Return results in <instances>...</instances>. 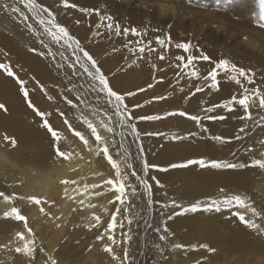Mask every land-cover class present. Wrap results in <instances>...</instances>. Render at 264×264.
Here are the masks:
<instances>
[{"label": "bare ground", "instance_id": "obj_1", "mask_svg": "<svg viewBox=\"0 0 264 264\" xmlns=\"http://www.w3.org/2000/svg\"><path fill=\"white\" fill-rule=\"evenodd\" d=\"M74 14L76 13L74 12ZM76 18H64L65 24L77 28L78 21ZM16 24L18 23L13 25L11 21L9 23L10 29L13 30V37L24 35V30L16 27ZM13 37L0 34V42L3 43L0 47V64H8L15 73V77L25 81L32 104L40 111L49 114L47 119L54 130L60 133V148L66 155L65 157H57L54 154L51 134L41 127L43 120L36 116L33 109L28 107V101L21 93L17 80L0 69V105H4V108H0V192L9 197H14V199L5 201L3 196H0V232L17 221L13 216H6L5 214L10 213L12 207L18 209L19 204L16 201L21 199L20 207L27 205L24 211L20 212L29 222L27 225L29 226L35 221L38 227L45 226L46 237L48 238L45 240L39 232H32L36 237L37 245L42 247L44 252L41 253L38 247L36 253L30 257L29 264H33V261L35 264H45L48 255L56 259L57 264H71L72 256L69 248L75 245V225H78L77 229L79 230L80 218L86 216L94 207L80 206L76 201L68 200L64 195V189L68 188L69 194L76 195L72 189L78 188L80 194L76 196V199L84 200L85 205L89 203L96 205V202L106 199L109 195L103 193L95 198L91 187L93 183L87 176L85 156L93 152H89L83 142L74 135L75 131L83 133L86 129V125L81 119L84 116L80 118L77 106L73 107L76 105L75 97L70 93L56 90L51 84L55 77L44 56L17 51V40ZM4 52L11 55V62H5L4 58L1 57ZM120 74H124V72ZM120 74H114V80L118 78L116 82L120 79L119 77H122ZM41 85L44 91H41ZM197 94L182 93L180 95L173 93L172 102L180 103L188 113L196 112V110L190 111V108L195 109L192 107L201 99L202 93L201 95ZM222 94L219 93L220 96H223ZM49 95L53 99L50 100ZM68 99L72 100L73 105L67 103ZM220 99L216 101H220ZM208 101L205 100L204 102L210 104ZM199 103L200 107H203L202 99ZM255 103L257 107L251 109L254 121L258 120L261 114H264V110H260L258 107V100ZM221 111L216 109L214 112L219 114ZM86 113L90 116L89 112L86 111ZM231 113L234 114H232L233 117L243 115L242 109ZM231 113H229L230 116ZM182 118L175 129L168 130L160 137L162 144L155 151L156 154L154 153L156 164L167 167L170 163H185L190 158H194L205 159L206 161L221 160L244 163L246 166L237 169H202L198 165H189L185 168H169L167 172L157 171L158 173L155 175L164 186L162 190L158 191L157 200L161 203L174 200L180 205L188 206L196 201L207 202L209 199H222L227 196L239 195L247 204L256 209L258 215L254 216L248 209L237 208L236 206L222 209L221 213L215 211L189 212L183 216H174L171 221L166 219L167 215L171 214L170 211L165 214L162 221L158 213L156 214V227L163 224L169 229L171 235L166 241L158 239L156 242L159 248H156L155 257L159 258L155 264H264V169L248 166L254 159H264V125H254V121H248L245 132L240 133L239 129L244 126L245 121L226 117L223 121L225 128L216 129L214 132L211 129V132L206 131V135L205 132L201 131V127L195 123V126H191L190 133H196V135L185 133L180 137H187V139H174L172 137L177 135V131L185 120L184 117ZM65 119L69 121L71 128L64 123ZM87 119L89 118L87 117ZM217 135L230 142L222 144L209 138ZM237 135L243 138L236 140ZM5 136L9 139L5 140ZM12 140L15 141V144L11 143ZM205 143H211V145L206 148ZM67 179L76 180L77 183L75 185L61 183ZM86 185L88 186L87 192H85ZM221 189L224 191L221 192ZM19 192L20 195H18ZM28 197H36L41 200V203L30 202ZM73 208H76L77 211L73 212ZM175 211H180V209ZM234 211H239L246 220H252L258 224L259 229H249L246 225L241 224L237 217L232 216ZM57 217L59 218L57 219ZM117 219L120 220L118 214ZM149 219L150 214L146 213L136 222L139 223L136 224L137 229L143 235L142 242L147 237L145 229L150 223ZM57 225L60 226L57 227ZM106 228L101 226L99 235ZM116 229L112 230L113 237L120 240V244L124 247L123 239H120L121 236L118 235ZM125 231H128L127 227H125ZM22 233L27 236V229L24 228ZM162 234L165 233L161 227L158 235ZM103 239L107 240V236L105 235ZM176 243H180L184 247L174 249L173 245ZM201 244H206L208 248L215 251H211L212 254H207L206 251L204 252L206 248L199 247ZM108 245L112 249L116 246L112 245L110 241H108ZM19 246H21L20 242ZM97 246L101 247L103 251L94 253L88 264L111 262L108 254L105 257V253H107L104 251L105 246L90 243L88 249ZM18 254L22 256L23 253ZM205 255L209 257L208 260ZM200 256L201 258H198ZM202 257L206 260L201 261ZM164 258L167 259L164 260ZM0 263H3L1 250Z\"/></svg>", "mask_w": 264, "mask_h": 264}, {"label": "rangeland", "instance_id": "obj_2", "mask_svg": "<svg viewBox=\"0 0 264 264\" xmlns=\"http://www.w3.org/2000/svg\"><path fill=\"white\" fill-rule=\"evenodd\" d=\"M4 2L5 0H0V34L13 37V30L10 29L9 23L11 21L14 25V23L17 22L18 24L15 26L22 28L25 34L19 37H13L17 40L16 50L19 52H30L36 55H43L48 62L50 71L55 77L54 82H51V84L56 90L60 92L63 91V93H70L75 97V104L80 113V115H78L80 118L82 116L88 117L94 124H97L99 118L94 117L92 114V108L97 105L96 97L90 92L85 95L88 87L87 79L85 77L73 76L72 70L68 67V61L62 59L60 56V53L63 52L64 56L67 57L68 60H71L73 58L71 50H66L51 41V38L43 32V27L38 23L39 18L33 19L32 14L27 12V9L19 3V0H6V2L8 4L15 3L17 7H20L21 10L25 12L29 17L28 23L33 25L32 31H29L24 24L20 22L16 14H12L3 8ZM36 2L42 7L48 8L55 16L56 22L60 26L65 27L69 33L80 42L81 46L89 51L93 58L97 60L102 71L110 79V86L113 87L114 90L121 94L127 91L136 92L134 97L128 98L130 106L135 103L143 105L142 108L135 110L136 115H159L161 117L160 120L156 121H141L138 125L142 133L153 132L161 134L142 137L146 159L149 163L156 164L154 153L156 154L155 151L162 144L160 137L168 130L175 129L177 123L183 119L179 115H165L168 112L186 113V115L183 116L185 120L177 131L178 133L176 136L179 137L183 136L185 133H190L191 126H195V122L189 121L188 119V116L191 115H200L203 127L207 128L209 132H211V129H213L212 132H214L216 129L225 128V123H223L225 120L204 119L206 113L203 111L197 112V110L205 107L207 108L206 105L210 107L217 103L220 104V101L222 103V100L224 102V99L226 101L228 97L231 99L233 95H236L239 98L242 94L240 86L236 85L234 81L225 78L223 73L218 75L219 90H211L208 87L210 81L207 83L204 81L203 76L206 75L211 68L215 67V64L218 63L220 59H225L229 64H235L245 71L251 70L254 74L253 83L248 84L247 81L243 80L242 82L245 87L249 89L259 88L261 93L264 94V19H262V17H264V0H174L178 9V14L175 17H168L167 19H160L158 17L156 5H153L150 12H145L138 8L137 5L139 0H130V2L129 0H67L68 4L75 5V7L69 8L72 11L65 8L62 0H36ZM81 8L92 9L91 14L80 11ZM73 11L76 14H74ZM97 12H99V15H97ZM41 15L45 19L48 18L47 13H41ZM100 16H111L113 19L112 21H108L107 19L101 21ZM64 18H76L78 21L77 28H72L68 24H65ZM110 22L113 24L111 31L107 28ZM117 23L121 26L122 31L124 28L131 29L132 27H136L142 35L137 37L129 32L127 37L123 34L117 36L115 33V24ZM97 24L101 25L99 29L96 27ZM169 25H171V27H169ZM154 29L156 31H154ZM96 33L99 34L96 35ZM157 37L164 39L166 43H168L170 39L171 43H168V47L165 49L156 43ZM42 41L43 43H41ZM129 41H131L129 47L136 49V51L129 52L128 49L124 47ZM137 41H142V44H138ZM177 43H188L190 45L189 51L185 52L183 49H177L175 47ZM2 44L3 43L0 42V47ZM44 45L48 46L45 47ZM144 45L154 48L155 51L150 53L146 47L145 52L141 54L138 48ZM32 49H35V51H32ZM49 52H51L52 55H49ZM201 54L207 55L210 59L205 61L202 58H198L193 61L192 66L186 69L177 67L180 63L175 59L177 55H183L185 57L184 64H187V57L189 55L200 57ZM161 55L165 57L164 60H160ZM1 57L4 58L5 62L12 61L11 55L8 52L2 53ZM134 60L136 63H133ZM153 64L156 65V68L152 67ZM57 65H61V67H57ZM160 69L164 70L160 71ZM191 71H196L197 75L195 77L187 75V73ZM121 72H124V74H120ZM115 73H119L120 76H122L119 77L120 79L117 82L116 80L118 78L114 80ZM177 73H182V75L178 76ZM15 76L14 73L12 77L15 80L19 79ZM149 83L153 84L151 89L147 88ZM197 87L203 88V91L197 92ZM140 88H144L145 91L140 92ZM173 93H179L180 95L182 93H188V95L189 93H198L197 95H201L202 93L200 98L204 105L200 107V99L195 103V106L192 107L195 109L190 108V111L196 110V112H190L188 109L190 112L188 113L183 109L180 103L172 102ZM219 93L220 95L223 93L222 95L225 97L220 96ZM225 93L226 95H224ZM77 96H83L88 106L84 103H80L76 99ZM161 96L164 97V99L156 98ZM217 98L223 99L216 101L218 100ZM204 99L207 101L209 100L208 103L210 104L204 102ZM223 110L224 109H220L221 113L219 114H224L226 117L234 119L232 116L233 113H231V117L225 110L223 113ZM86 111L90 113V116ZM212 114L214 116L219 115L215 112ZM212 114L209 113L207 115ZM99 131L102 136L110 137V134L102 128L99 129ZM116 139L119 140V137L117 136ZM125 143L126 147L130 146V152L134 153L135 142L130 136L127 137ZM205 145L207 148L211 143H205ZM112 154L114 158L118 159L115 155V149H112ZM85 161L89 180H91L93 184L98 185L97 188H93L95 198L103 193H107L109 196L106 199L96 202L93 210L86 216L80 218L81 224L79 230L77 229L78 225H75V245L69 248V252L72 256L71 264H88L94 253L103 251L99 246L88 249V244L94 243L100 246L108 245L107 240L96 239V236L99 235V228L101 226L92 228L88 227V225L95 223V221L92 220V215L95 214L100 217L101 225L107 227V224L111 222V214L116 211V207L119 205V201H115L114 199V189L109 191L108 189H110L111 186H105L103 184V181L111 178L109 175L110 166L107 165L106 160H103L102 157H97L93 152L85 156ZM111 171L114 175V170ZM157 173L156 170L151 171V175ZM150 183L153 185V198L157 200V193L159 190H162V188H158L154 181H150ZM161 184L163 185L162 182ZM14 192L16 191L14 190ZM97 193H99V195H97ZM18 195H20V192ZM109 201L112 202L109 203ZM16 202L19 204V212L24 211L27 207V205L25 207H20L21 199ZM143 205V201L136 202V206L140 209V217L142 218L146 213L150 214L149 224L153 227L145 229L147 237L146 240L142 242L143 235L136 227V224L139 223H136L137 221L133 223L132 231L134 234V242L132 244L131 256L134 264H155L159 258L155 257V252L156 242L160 235L153 229L156 227V214L159 213L157 211L158 206L155 205L151 211H148ZM118 215L121 219L122 213H118ZM26 222L27 224L29 223L28 221ZM28 227L31 228L32 232H39L41 237L45 240L48 239L46 237L47 233L45 226L38 227L36 222L33 221ZM24 228L25 221H16L0 232V250L3 255V263L0 264H29L31 256H26L25 254L20 256L15 251L19 245L17 233H22ZM116 231L118 235L121 236L120 239H123L122 232L125 231V228L120 229L117 227ZM123 249L124 247L118 244L111 254L108 252L105 253V257L108 254L111 258V262H105L104 264H119L118 261L112 259V256L117 255L123 259ZM205 251L207 254L211 253L207 252V248L204 249V252ZM198 258H201V256ZM160 259H162L161 256ZM166 259L167 258H164V260ZM208 259L209 257H207V260ZM205 260L206 259L202 257L201 261Z\"/></svg>", "mask_w": 264, "mask_h": 264}, {"label": "snow or ice", "instance_id": "obj_3", "mask_svg": "<svg viewBox=\"0 0 264 264\" xmlns=\"http://www.w3.org/2000/svg\"><path fill=\"white\" fill-rule=\"evenodd\" d=\"M65 8L75 7L74 4H68L67 0H62ZM19 3L23 5L27 12L32 14V18L38 19V23L43 27V32L51 38L55 44L60 45L62 48L66 50H71L73 54V58L68 60L67 57L64 56V53L61 52L60 56L62 59L68 61V67L72 70V75L76 77H85L88 81V87L86 89L85 95L88 92L95 95L97 100V105L92 108V114L94 117H98V123L94 124L92 120L82 117L83 124L86 125V129L82 133L81 131H75L74 135L78 137L83 145L88 148L89 152H94L97 157H102L103 160H106L107 165L110 166L109 175L111 178L103 181L105 186H111L109 191L114 189V199L115 201H119V205L116 207V211L111 214V222L107 224V228L103 233L96 236L97 240H102L104 236H107V240L111 242L112 245H118L121 243L120 240L114 239L112 230L115 228L124 229L128 228V231L122 232L123 237V259L120 256L113 255L112 259L118 261L119 264H134L131 256L132 244L134 242V234L131 226L135 221L140 219L141 213L140 209L136 206V202L143 201L144 207L151 211L155 205H158L157 211L159 212V218L162 221L165 217V214L169 211L171 214H168L166 219L167 221L173 220V217L183 216L186 213H199V212H213L221 213L222 209H229L233 206L237 208H246L250 211L254 216L258 215L255 208H252L249 204L245 202L244 199L239 195L227 196L222 199H209L207 202L196 201L188 206H183L176 203L174 200L161 203L159 200H154V190L153 185L150 181H154L155 185L158 188H163L164 186L157 179L155 175H151L152 170H156L159 172H167L169 168L177 169V168H185L189 165H198L200 168H212V169H237L244 168L246 165L244 163H233L226 162L221 160H211L206 161L205 159H189L185 163H170L167 167H161L157 164L149 163L146 159L145 149L143 147L142 137L143 136H153V135H161L160 133L153 132H141L139 130V122L141 121H156L160 120L161 117L159 115H136L135 110L138 108H142L143 105L139 103L132 104L131 106L128 103V98L134 97L136 92L127 91L126 93H118L113 87L110 86V79L108 76L102 71L96 59L89 53V51L85 50L84 47L81 46L80 42L74 38L69 31L60 26L56 22V18L48 8L42 7L36 0H19ZM3 8L9 11L12 14H16L20 22L24 24V26L29 30H33V25L28 23L29 17L25 14L24 11L21 10L20 7H17L15 3L8 4L5 0L3 4ZM80 11L91 14L92 9L89 8H81ZM41 13H47V19H45ZM99 15V12H97ZM15 18V17H14ZM101 21L107 19L108 21H112L111 16H100ZM264 19V17H262ZM96 27L99 29L101 27L100 24H97ZM171 27V25H169ZM109 31L112 30L113 24L110 22L107 25ZM146 31V30H145ZM154 31H156L154 29ZM129 32L133 36H141L142 33L136 28L132 27L124 28L121 30V26L117 23L115 24V33L117 36L123 34L125 37L129 35ZM99 33H96L98 35ZM43 43V41L41 42ZM125 44L124 47L128 49L129 52H134L136 49L130 48L129 44ZM138 44H142V41H137ZM150 43V42H149ZM156 43L161 45L163 48L168 47V43H171L169 39L168 43L165 42L164 39L157 37ZM47 47L48 45H44ZM148 48V51L154 52L155 49L149 47L148 45H144L138 48V51L143 54L145 52V48ZM177 49H183L185 52L189 51L190 45L188 43H177L175 45ZM35 51V49H32ZM49 55H52L49 52ZM202 58L205 61H208L210 58L207 55H202L200 57H196L193 55H189L187 57V64H184L185 57L183 55H177L175 59L180 63L177 67L182 69H186L189 66L193 65V61ZM165 57L163 55L160 56V60H164ZM133 63H136L134 60ZM171 66V65H169ZM57 67H61V65H57ZM153 68H156V65H152ZM0 69H3L8 76H14L12 69L8 64H0ZM164 69H160L163 71ZM223 73V76L230 81H234L236 85H239L242 89V94L238 98L236 95H233L231 99L226 100L220 104H215L213 106L202 108L201 111L206 113L204 119L208 120H218L223 121L226 119V115H207L209 113H213L216 109H224L226 113H231L234 111H240L242 109L243 115L239 117H234V119H239L241 121H245L243 127L239 129L240 133L245 132V128L248 127V121H254V117L251 109L257 107L255 101L258 100V107L260 110H264V94L261 93L259 88L249 89L245 87L243 81H247L248 84L253 83L254 74L249 71H245L243 68L237 67L235 64H229V62L225 59H220L218 63L215 64V67L211 68L210 71L207 72L206 75L203 76L204 81L208 84V87L211 90H219L218 89V75ZM178 76L182 75V73H177ZM187 75L195 77L197 75L196 71L188 72ZM17 82L20 85V91L23 93L25 100L28 101V107L33 109L36 116L40 117L43 120L41 125L48 133L51 134L52 139V147L54 149V154L57 157H65V152H63L60 148L61 135L58 131L54 130L53 126L50 124L47 119V115L45 112L37 109L29 99V92L26 88L25 81L17 79ZM153 84L149 83L147 85L148 89H151ZM41 91H44L43 86L41 85ZM140 92H144V88L139 89ZM197 92L203 91V88L197 87ZM47 94V93H45ZM51 100L52 96H48ZM157 99H164V97H156ZM76 99L80 103H84L86 106L87 101L83 96H77ZM69 105H73L71 99L67 100ZM149 103V102H146ZM203 103V102H202ZM76 105H73L75 107ZM0 108H4V105H0ZM63 115V113H61ZM165 115L167 116H175L179 115L181 117L185 116V112H168ZM188 119L194 121L197 125L201 127L202 132L208 131L207 128H204L201 123L200 115H191L188 116ZM65 124H69L67 119L64 120ZM255 124L264 125V114L259 116L258 120L254 121ZM103 129L107 133L110 134V137H105L100 134L99 129ZM119 130V131H118ZM189 135H196V133H189ZM119 137V140L116 137ZM130 136L132 140L135 142V150L134 153L130 152V146L126 147V139ZM94 138V139H91ZM174 139L182 140L187 139V137H172ZM211 140L217 141L219 143H229V140H226L221 136H210ZM243 137L237 135L235 137L236 140H241ZM5 140L9 138L7 136L4 137ZM91 139V142H90ZM12 144H15V141H11ZM112 149H115V155L118 157L114 158L112 154ZM134 157V158H133ZM249 167H259L264 169V159H254L251 161ZM114 170V175L112 171ZM62 184L65 185H75L77 183L76 180L67 179L61 181ZM92 188H97L98 185L93 184ZM88 186H85V192H87ZM221 192L224 190L221 189ZM72 192L76 195L69 194V189H64V195L70 201H76V203L80 206L92 208L95 205L89 203L85 205L84 200H77L76 196L80 194V190L78 188H73ZM99 195V193H97ZM0 196H3L5 201L10 199H14V197H9L5 195L3 192H0ZM30 202H34L35 204H40L41 200L36 197H28ZM112 201H109L111 203ZM176 209H180V211H175ZM43 212V209H41ZM73 212H76L77 209L73 208ZM122 213V218L118 221L117 214ZM7 215H11L17 221H25V228L28 231V235L25 236L23 233H17V238L21 244V246L17 247L15 251L17 253H23L26 256H33L36 253L37 248L39 247L36 242V237L32 233L30 227H28L26 222V217L20 214L19 210L16 207H12L10 213H6ZM233 217H237L241 224L246 225L249 229H259V225L253 222L252 220H246L245 216L241 214L239 211L232 212ZM59 217H57L58 219ZM92 220L95 221L94 224H89L88 227L96 228L98 226H102L100 222V217L93 214ZM124 221L127 223L125 224ZM60 225H57L59 227ZM151 224H147V228H152ZM161 227L163 228L162 234L159 236L160 241H166L168 236L171 235L169 229L164 227L161 224L159 227H155L153 230L157 233L161 231ZM184 246L180 243H176L173 245L174 249H181ZM200 248H207L208 251H215L214 249L208 248V245L201 244ZM156 248H159V245H156ZM39 251L41 253L44 252L42 247H39ZM104 251L108 253H112L113 249L109 245H105ZM48 255V254H46ZM35 264V261H33ZM45 264H57V260L54 259L51 255H48V259L45 261Z\"/></svg>", "mask_w": 264, "mask_h": 264}, {"label": "clouds", "instance_id": "obj_4", "mask_svg": "<svg viewBox=\"0 0 264 264\" xmlns=\"http://www.w3.org/2000/svg\"><path fill=\"white\" fill-rule=\"evenodd\" d=\"M153 5L157 6V14L160 19L175 17L178 14L174 0H139L137 7L145 12H150Z\"/></svg>", "mask_w": 264, "mask_h": 264}]
</instances>
